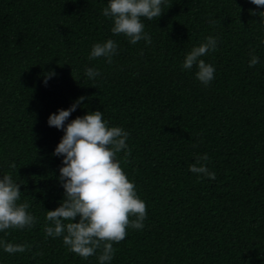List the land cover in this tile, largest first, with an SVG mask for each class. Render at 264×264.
I'll return each instance as SVG.
<instances>
[{"label": "trees", "instance_id": "obj_1", "mask_svg": "<svg viewBox=\"0 0 264 264\" xmlns=\"http://www.w3.org/2000/svg\"><path fill=\"white\" fill-rule=\"evenodd\" d=\"M108 3L0 0V178L21 185L19 203L38 221L0 232L32 246L14 254L0 247V264H99L100 250L84 259L43 231L46 211L65 194L64 157L54 155L64 132L48 119L80 97L68 122L99 110L109 128L129 133L131 155L117 159L147 208L144 228L127 229L110 264H264V17L250 15L264 8L165 0L161 17L141 18L152 43L133 45L111 32ZM209 36L217 49L200 59L215 73L204 86L197 66L182 65ZM108 39L118 45L113 62L89 60ZM253 55L259 63L249 67ZM86 68L101 75L89 79ZM205 154L215 180L189 171Z\"/></svg>", "mask_w": 264, "mask_h": 264}, {"label": "clouds", "instance_id": "obj_2", "mask_svg": "<svg viewBox=\"0 0 264 264\" xmlns=\"http://www.w3.org/2000/svg\"><path fill=\"white\" fill-rule=\"evenodd\" d=\"M165 0H109L102 15L114 21L111 32L125 35L133 45L144 40L151 44V36L144 32L141 18L152 20L161 17ZM257 8H264V0H249ZM250 15L264 17V12H250ZM118 45L108 39L95 43L91 48L89 60L105 58L108 64L118 55ZM217 49V38L209 36L206 41L193 47L186 55L182 67L191 70L197 66L196 79L208 86L214 79L215 68L200 57ZM141 55L143 53L141 52ZM259 58L253 55L249 67H255ZM89 79L101 73L95 68H86ZM45 74V84L54 76ZM87 97H80L67 110L60 109L58 114L50 115L48 125L62 130L64 135L55 149V156H63V166L59 169V182L65 190L64 199L59 207L46 211L43 231L47 237H63V243L72 253L87 259L100 250L99 264H110L117 251L113 244H119L127 236V229L144 228L147 218L146 203L130 182L117 154L125 151V161L131 155L126 141L129 133L121 127L107 126L103 113L99 110L69 121L70 116ZM207 154L196 156V162L189 165V171L211 180L216 174L209 171L206 164ZM15 168V162L9 165ZM21 185L15 183L9 174L0 178V232L9 229H31L38 223L37 218L28 212L31 205L21 199ZM78 222H74L77 221ZM7 234V233H6ZM0 247L6 253H23L31 249L29 244H13L0 240ZM42 255V253H38Z\"/></svg>", "mask_w": 264, "mask_h": 264}]
</instances>
